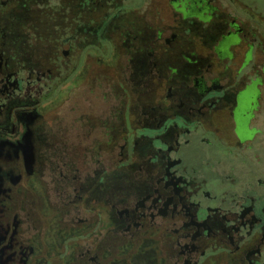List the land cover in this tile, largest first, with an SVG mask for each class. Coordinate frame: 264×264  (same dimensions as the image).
<instances>
[{
	"label": "flooded vegetation",
	"instance_id": "flooded-vegetation-1",
	"mask_svg": "<svg viewBox=\"0 0 264 264\" xmlns=\"http://www.w3.org/2000/svg\"><path fill=\"white\" fill-rule=\"evenodd\" d=\"M0 264H264L254 3L0 0Z\"/></svg>",
	"mask_w": 264,
	"mask_h": 264
},
{
	"label": "rangeland",
	"instance_id": "rangeland-1",
	"mask_svg": "<svg viewBox=\"0 0 264 264\" xmlns=\"http://www.w3.org/2000/svg\"><path fill=\"white\" fill-rule=\"evenodd\" d=\"M255 4L256 8L264 14V0H244Z\"/></svg>",
	"mask_w": 264,
	"mask_h": 264
}]
</instances>
